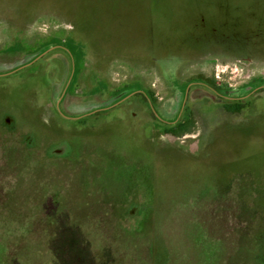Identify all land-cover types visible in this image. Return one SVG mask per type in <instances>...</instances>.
Masks as SVG:
<instances>
[{"label":"rangeland","instance_id":"obj_1","mask_svg":"<svg viewBox=\"0 0 264 264\" xmlns=\"http://www.w3.org/2000/svg\"><path fill=\"white\" fill-rule=\"evenodd\" d=\"M0 264H264V0H0Z\"/></svg>","mask_w":264,"mask_h":264},{"label":"trees","instance_id":"obj_2","mask_svg":"<svg viewBox=\"0 0 264 264\" xmlns=\"http://www.w3.org/2000/svg\"><path fill=\"white\" fill-rule=\"evenodd\" d=\"M225 108L230 111H239V109L241 108V104L236 103L232 105H225ZM184 123H191V120H187ZM184 123L178 125L177 128H174L173 131L175 134H181L186 129L187 126H185Z\"/></svg>","mask_w":264,"mask_h":264}]
</instances>
